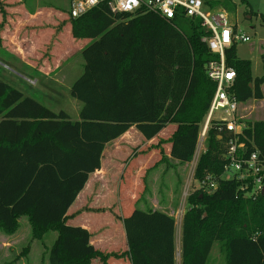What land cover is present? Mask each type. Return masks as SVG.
Listing matches in <instances>:
<instances>
[{
	"label": "trees",
	"instance_id": "1",
	"mask_svg": "<svg viewBox=\"0 0 264 264\" xmlns=\"http://www.w3.org/2000/svg\"><path fill=\"white\" fill-rule=\"evenodd\" d=\"M204 2L211 10H235L231 0ZM70 9V39L87 42L80 51L83 72L70 87L71 97L81 103L77 121L0 80V232L14 235L19 220L26 218L33 240L56 233L49 264H91L95 259L108 264L111 255L91 245L87 230L67 225V212L89 176L100 170L106 145L132 127L150 141L175 126L167 140L154 146L168 144L169 155L159 150L160 160L152 168L163 161L183 166L193 160L216 89L206 73L212 55L201 41L210 32L199 19L165 21L143 11L112 14L105 3L74 19ZM0 14L2 27V0ZM52 33L54 38L59 34ZM236 47L225 52L236 76L231 93L240 104L261 101L264 73L253 77L251 62L238 58ZM243 135L249 150L264 158V121L246 122ZM228 136L211 126L204 141L193 179L199 183L212 176L217 189L210 194L197 189L186 199L180 264H209L216 244L225 264H264V194L246 198L240 181L220 179ZM121 223L126 250L120 258L130 264H175L173 217L133 207Z\"/></svg>",
	"mask_w": 264,
	"mask_h": 264
},
{
	"label": "rangeland",
	"instance_id": "2",
	"mask_svg": "<svg viewBox=\"0 0 264 264\" xmlns=\"http://www.w3.org/2000/svg\"><path fill=\"white\" fill-rule=\"evenodd\" d=\"M71 2L72 0H30V4L36 5L39 11H43L46 17L44 20L41 19V22H36V28H40V32L44 35L45 46L43 48L42 42L41 47H38L36 53L28 50L27 45L26 47L23 46V60L20 62V55L15 50H17L18 45H25V37L35 40L34 33L31 31L34 28V23L30 26L32 22L25 20L24 15L19 12L17 13L16 1L2 0L6 17L1 27L3 19L0 14V35L3 42L2 47H0V80L21 92L24 97L36 100L52 112L58 113L59 111H64L72 121H77L81 103L71 97L70 87L83 72L84 61L79 53V44L81 45L84 42L73 43L70 39L67 12L70 9L69 4L71 5ZM231 3L235 10L233 12L224 11L227 12L230 21L237 24L242 32L250 38L249 42L237 45L236 54L238 58L251 62L253 77H261L264 73L262 59L264 56V22L262 20L264 18V0H231ZM216 9L222 8L217 7ZM216 9H212L211 11ZM248 13L251 15H248ZM14 17H17L18 20ZM17 30L20 32V37L23 41L22 43L19 41L14 42L13 44L12 40L17 35ZM11 32L13 37L10 36ZM52 32L59 34L54 38V36H51L54 34ZM27 34L29 35L27 36ZM57 39L60 45L56 46V49L53 47L54 44L56 45L55 40L57 41ZM86 44L87 42H85ZM29 54L32 56L31 59L29 58V61H32L30 62V66L32 67L38 68L43 63H48L51 68H54L60 62V66H62L60 67V76L56 77L59 83L54 82L53 78V81L42 80L41 77L31 80V74L25 70V57L29 56ZM21 64L23 66H20ZM65 75L66 78L63 79ZM35 80L37 82H34ZM262 88L264 90V85ZM216 118H219V113L214 114V119ZM238 119L244 122L245 126L246 122L264 121V96L262 101L251 100L242 104L239 108ZM174 129L175 126L172 125L164 130L160 137L158 136L156 142L159 143L161 140H167ZM133 141L132 144H137V140ZM141 147H130L128 154L121 156L122 161L120 163L121 166L124 164V169L122 175H120V179H124V176L130 170L133 157L145 153L141 151ZM204 149V143L198 144L195 154L199 153L200 155ZM159 150L163 151L167 156L169 155L168 144H163L158 148H148L150 152ZM109 152L110 150L106 151L104 157L106 162L110 156ZM156 158V162H158L160 157L156 156ZM192 162L181 166L176 161L169 160V164L163 161L155 168H152L153 162H151L149 165L150 170H146L145 178L136 179L130 186L133 195L128 205H132L141 211H147L148 208L152 210L164 209L174 217L175 223L177 222V228L175 229L177 264H180V220L188 208L187 197L197 190V183L191 177L190 168ZM141 167L143 166L141 165ZM138 168L134 167L133 171L131 170L130 172L137 175ZM154 169L155 171H153ZM225 177L228 178L229 176L226 175ZM119 182L120 180L118 179L116 184L114 183L113 201L111 207L108 209L112 218H115L116 215L120 217L123 214V212H119L117 207L118 202L115 187ZM106 203H110V201ZM74 208H77V206L74 205L71 211ZM116 210L118 213H116ZM67 225L76 226V224H72L70 221L67 222ZM121 228L123 231V227ZM55 239L56 233L49 232L41 241L33 240L27 219L21 218L19 220V229L14 235L6 236L0 232V264H49L48 251ZM25 249L27 251L24 255ZM124 249L125 245L118 240L116 241V245L108 247V251H104L111 255L108 264H127L124 257H119L123 254ZM209 264H225L218 244L212 250Z\"/></svg>",
	"mask_w": 264,
	"mask_h": 264
},
{
	"label": "built area",
	"instance_id": "3",
	"mask_svg": "<svg viewBox=\"0 0 264 264\" xmlns=\"http://www.w3.org/2000/svg\"><path fill=\"white\" fill-rule=\"evenodd\" d=\"M101 3H105L112 14L133 16L143 11L165 21L176 17L201 21V26L210 32V35L201 41L212 55L206 65V73L216 85V89L199 133L198 144L204 143L211 126L217 127L219 132L228 133L230 136L227 138L224 156L226 164L220 179L240 181L242 185L239 191L246 198L255 199L264 194V158H260L257 151L249 150L242 140L243 130L246 128L244 122L238 119L242 104L237 102L235 95L231 93L236 76L234 70L227 67L225 62L226 50L233 45L247 43L250 38L237 24L230 21L226 11H211L204 0H72L70 16L73 19L78 18ZM216 113H219V118L214 119ZM250 146L254 148L253 143H250ZM193 158L190 168L192 178L199 153ZM226 175L229 177H225ZM197 189L210 194L217 189V182L212 176H205L203 181L197 183Z\"/></svg>",
	"mask_w": 264,
	"mask_h": 264
},
{
	"label": "crops",
	"instance_id": "4",
	"mask_svg": "<svg viewBox=\"0 0 264 264\" xmlns=\"http://www.w3.org/2000/svg\"><path fill=\"white\" fill-rule=\"evenodd\" d=\"M13 1H16L17 3L16 4L17 13L19 12L20 14L24 15L25 20L32 22L30 26H32V24L34 23L33 24L34 28H32L31 31L35 33L34 35L35 40L28 39L25 37V43H24L25 45L20 44L17 46V50H15L16 53L20 55L19 56L21 58L20 62H22L23 54H24L23 46L26 47L27 45L28 50L34 51L36 53V51H38V47L42 45L44 35L40 32L41 30H39V28L36 29V25H37L36 22H41L42 21L41 19L44 20L46 19V17L44 16L43 11H39L36 5L30 4V0H13ZM14 18L18 20L17 17ZM28 35L29 34H27V36ZM10 36L13 37L12 32L10 33ZM20 36L21 34L17 30V35L14 37L15 40L12 38L13 39L12 43L14 44V42H18V41L22 43L23 40L21 39ZM55 42H58V39L57 41L55 40ZM56 45L58 46L59 43H56ZM44 46L45 45L43 42V48ZM84 47H85L84 43L79 46L80 49L79 53ZM29 58L30 59L32 58L30 54L29 56L25 57L26 59L25 70H27L31 74L30 77L31 80H34L37 77H41L42 80H50V81L54 80V82L59 83L56 77L60 76L59 74L61 71L60 67H62L60 66V62L56 66H54V68H51L48 63H43L40 67L37 68L30 66L31 65L30 62L32 61H29ZM20 66L23 65L21 64ZM20 66L18 67L20 68ZM64 78H66V75L63 77V79ZM34 82L37 81L35 80ZM261 90L264 96V90L262 87ZM156 139L157 138L155 137L150 141H146L141 136V134L138 133L134 127H132L123 136L106 145L101 160L100 170L96 171L95 173L89 176L84 189L80 192L76 201L69 208L67 212V217H69L68 221H70L72 224H76V227H81L87 230V232L90 234V243L96 250H99L101 252L108 251L107 250L108 247L116 245L117 240L119 242L121 241L125 245L124 251L126 250L125 235L124 232L121 230L122 229L121 220L127 217L133 208L132 205H128L129 202H131L132 200L131 196L133 195L130 186L135 182L136 179L140 180L141 178L145 177L146 170L149 169L150 163L153 162L154 165L155 162L157 161L156 156L160 157L159 151H151V152L148 151V148L157 145ZM133 140L135 141L137 140V144L135 143L132 144ZM137 146H142L141 151L145 153H142L141 155H138L137 157L133 158V160L131 161L130 170L124 176V179H120V175H122L124 169V164L121 166L120 163L122 161L121 156L122 155L126 156L130 150V147H137ZM108 150H110L109 152L110 156L108 157V160L106 162L104 160V157L106 151ZM141 165L143 167H141ZM134 167L137 168L139 167L137 169V175L133 172L132 173L130 172L131 170L133 171ZM153 171H155V169ZM116 179L120 180L118 185L115 187L117 192V202H118L117 207L119 212H123V214L120 215V217H118L115 214L116 215L115 218H112V216H110V211L108 209L111 207V203L113 201L114 183L116 184L117 181ZM107 201H110V203L105 204V202ZM74 205H76L77 208H74L71 211V208ZM149 209L150 208H148V210ZM153 211H159L171 216V214H169L164 209L153 210ZM116 213H118L117 210ZM181 222L182 219L179 224L180 227H181ZM176 224L177 222L175 223V229L177 228ZM177 240L178 238L176 234V241ZM176 246H177V242H176ZM176 246H175V264H177ZM125 260L127 261V264H130L128 259L125 258ZM180 262H181V258H180ZM91 264H99V260L95 259L91 262Z\"/></svg>",
	"mask_w": 264,
	"mask_h": 264
},
{
	"label": "water",
	"instance_id": "5",
	"mask_svg": "<svg viewBox=\"0 0 264 264\" xmlns=\"http://www.w3.org/2000/svg\"><path fill=\"white\" fill-rule=\"evenodd\" d=\"M262 193H264V188H263V190H262Z\"/></svg>",
	"mask_w": 264,
	"mask_h": 264
}]
</instances>
